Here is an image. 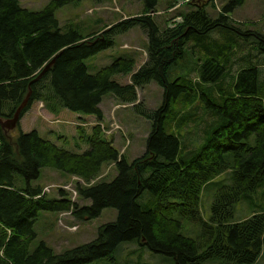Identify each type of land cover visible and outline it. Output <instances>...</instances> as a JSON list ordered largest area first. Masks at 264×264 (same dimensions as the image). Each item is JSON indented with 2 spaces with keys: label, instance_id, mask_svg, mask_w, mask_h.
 <instances>
[{
  "label": "trees",
  "instance_id": "16d2710c",
  "mask_svg": "<svg viewBox=\"0 0 264 264\" xmlns=\"http://www.w3.org/2000/svg\"><path fill=\"white\" fill-rule=\"evenodd\" d=\"M19 1L0 0L1 119L12 117L28 91L21 117L32 102L43 101L51 112L57 104L75 114L95 115L100 122L105 95L134 104L137 89L150 82L162 89V101L153 110L134 105L137 114L151 122V131L143 156L129 163L99 125L92 128L83 153L68 151L35 130L24 133L19 125L15 137L0 128V264H91L112 259L118 245L126 242L174 264H254L264 246V212L234 221V208L264 182V84L259 65L253 67L249 55L236 64L242 70L231 76L237 61L230 51L240 35L206 40L216 28L229 29L227 16L245 0H230L215 20L201 8L163 30L149 15L159 0H138L144 5L139 16L86 37L76 32V25L61 27L55 17L59 9L81 0H50L37 12ZM133 27L146 33L148 62L134 71L133 59L119 57L89 75L83 61L111 48L115 36ZM249 48L264 60V34ZM192 54L195 67H190ZM52 59L51 67L33 82ZM174 69L186 72L174 76ZM115 75H129L130 83L116 84L111 80ZM197 106L213 121L204 127L205 139L185 151L182 133L195 123ZM110 163H115V178L79 190L87 206L70 203L63 193L57 200L38 198L41 188L31 185L42 169L89 182ZM222 176L225 179L215 181ZM213 180V202L205 220L200 197ZM105 209L115 210L117 219L100 226L89 243L59 255L43 241L31 248L40 212L71 211L74 220L88 222ZM185 222L197 228L194 238L182 233Z\"/></svg>",
  "mask_w": 264,
  "mask_h": 264
},
{
  "label": "rangeland",
  "instance_id": "374dc122",
  "mask_svg": "<svg viewBox=\"0 0 264 264\" xmlns=\"http://www.w3.org/2000/svg\"><path fill=\"white\" fill-rule=\"evenodd\" d=\"M50 0H20L21 7L29 9L31 12L40 11ZM230 0H159L156 4L158 15H153L152 19L155 25L162 30L173 25L180 24L183 19L190 13L203 9L210 19H217L222 7L228 5ZM144 8L138 0H81L77 5L66 6L56 13V18L61 26L76 25L74 28L77 33L85 37L93 33L102 31L105 27L115 24L119 21L139 16ZM170 8L172 10L168 11ZM174 8V9H173ZM222 13V11L220 12ZM226 25L229 27H219L211 31L206 40H218L222 34H225L234 40L233 34L241 39H237L230 54L234 57L233 67L230 69L231 76L236 77L237 73L242 70L238 65L243 57L249 55L251 65H259V81L264 84L261 79V73L264 74V60L260 57L256 58V54L251 51L250 43L254 38L264 34V0H245L241 7L236 8L227 16ZM159 28V29H160ZM209 32V31H208ZM61 33L65 31L61 30ZM195 45V43H192ZM148 42L146 33L140 27H133L126 33L117 35L113 38L111 48L101 51L93 57L83 61L87 73L95 75L101 68L110 66L116 58H131L134 61V71L140 66L148 62ZM264 56L263 54H260ZM190 67H195L193 60L196 57L190 56ZM257 60V61H256ZM256 67V66H253ZM247 68V67H244ZM243 68V69H244ZM239 69V70H238ZM235 70H238L235 72ZM186 72V69H174L176 76L179 73ZM230 77V75L228 76ZM129 75H115L111 78L113 82L120 86L130 83ZM190 78L196 80V75L191 74ZM137 101L134 104L122 102L113 94L105 95L99 108L102 109L109 120L101 122L109 127L114 120L118 123L121 130L115 131L114 146L122 154L129 163L140 158L145 153L146 138L151 131V122L137 114L135 106L153 110L160 106L162 101V89L155 83L150 82L136 91ZM195 123H190L185 127L184 144L186 141L185 151H192L201 142L204 137V127H207L213 117L204 113L199 106L194 109ZM98 118L92 114H75L69 112L59 105L55 104V111H49L48 106L44 103V107H38V102L31 104L29 112H27L20 120L19 129L24 132L35 130L40 137H44L54 144L63 147L68 151L83 153L88 150V137L92 128L98 124ZM18 129L10 132L15 137ZM123 134L125 136H123ZM106 136V134H104ZM112 135V134H111ZM203 139V140H204ZM114 140V139H113ZM128 140V144L126 141ZM202 140V142H203ZM102 166V180L106 183L116 177L117 172L114 166ZM224 175V174H223ZM226 175V174H225ZM222 176L215 181H222ZM18 180L22 181L20 178ZM65 180V177L58 176V173L51 169H42L39 179L32 182L34 186L54 185ZM56 182V183H55ZM213 182H210L202 190L200 197V211L203 219H207L210 214V207L213 202L212 191L214 190ZM256 192L239 201L234 208V221H241L253 214L264 212V182ZM82 187V185H81ZM58 195L56 192H50L48 199H55ZM82 201V202H81ZM78 199L81 206L89 205L88 202ZM47 219H43L44 216ZM55 215L46 212H40L36 222L34 223V231L36 233V242L45 241L55 252L56 255L61 254L64 250L72 249L89 243L97 237V231L100 226L115 222L117 219L116 211L113 209H105L101 214L88 222H77L69 217L61 218L62 221H56ZM78 226L76 232L73 233L72 227ZM185 236L194 238L197 234V228L184 224L182 232ZM110 260H102L91 264H174L170 258L163 257L152 253L150 250L140 247L136 242H126L118 245ZM205 264H221L217 261H209ZM254 264H264V246L261 254Z\"/></svg>",
  "mask_w": 264,
  "mask_h": 264
},
{
  "label": "water",
  "instance_id": "95a60500",
  "mask_svg": "<svg viewBox=\"0 0 264 264\" xmlns=\"http://www.w3.org/2000/svg\"><path fill=\"white\" fill-rule=\"evenodd\" d=\"M54 59H55V58H54ZM54 59H53L52 61H50V63H48V64L43 68V70L41 71L40 75H39L36 79L32 80L33 82L36 81V80H38V79L40 78V76H41L44 72H46L47 69H49V68L51 67V65H52V63H53V61H54ZM30 94H31V92L28 91L26 97L23 99V101L20 103V105L16 108V110H15V112L13 113V115H12L11 118L4 119V120H2V119L0 118V128H1L2 130H4L6 133H8V132L14 130V129L17 127V125H18V123H19V121H20V119H21L22 111L25 109V107H26V105H27V103H28V100H29Z\"/></svg>",
  "mask_w": 264,
  "mask_h": 264
},
{
  "label": "built area",
  "instance_id": "2783aa9c",
  "mask_svg": "<svg viewBox=\"0 0 264 264\" xmlns=\"http://www.w3.org/2000/svg\"><path fill=\"white\" fill-rule=\"evenodd\" d=\"M93 183L94 182L87 184L86 182H84L82 179H80L78 177H71V179L68 183L61 185V186L59 185V186H57V188H62L65 191H67L70 198L73 200L77 196V189H76L77 185H82V187H86V186L92 185Z\"/></svg>",
  "mask_w": 264,
  "mask_h": 264
},
{
  "label": "crops",
  "instance_id": "0c3cea01",
  "mask_svg": "<svg viewBox=\"0 0 264 264\" xmlns=\"http://www.w3.org/2000/svg\"><path fill=\"white\" fill-rule=\"evenodd\" d=\"M101 111H102V114H103V118H105V119H107V116L108 115H106L105 114V112L101 109ZM56 172V171H55ZM57 173V172H56ZM58 176H60V174L58 173ZM55 217H56V214H55ZM48 218V216L46 215V216H44L43 217V219H47ZM55 220H56V218H55ZM40 241H43V240H40ZM34 242H36V240L34 241ZM39 242V241H38ZM49 248H51L45 241H43ZM51 250L52 251H54L52 248H51Z\"/></svg>",
  "mask_w": 264,
  "mask_h": 264
},
{
  "label": "bare ground",
  "instance_id": "6f19581e",
  "mask_svg": "<svg viewBox=\"0 0 264 264\" xmlns=\"http://www.w3.org/2000/svg\"><path fill=\"white\" fill-rule=\"evenodd\" d=\"M82 179V178H81ZM57 200V199H56Z\"/></svg>",
  "mask_w": 264,
  "mask_h": 264
}]
</instances>
